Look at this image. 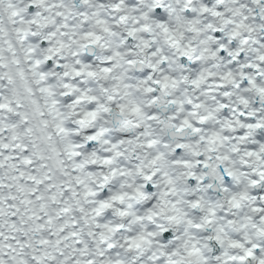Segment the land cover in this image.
I'll return each mask as SVG.
<instances>
[{
	"label": "snow or ice",
	"instance_id": "obj_1",
	"mask_svg": "<svg viewBox=\"0 0 264 264\" xmlns=\"http://www.w3.org/2000/svg\"><path fill=\"white\" fill-rule=\"evenodd\" d=\"M0 264H264V0H0Z\"/></svg>",
	"mask_w": 264,
	"mask_h": 264
}]
</instances>
